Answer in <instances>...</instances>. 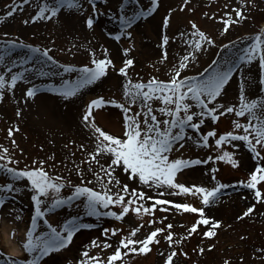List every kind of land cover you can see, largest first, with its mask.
I'll return each instance as SVG.
<instances>
[{
	"label": "rangeland",
	"instance_id": "obj_1",
	"mask_svg": "<svg viewBox=\"0 0 264 264\" xmlns=\"http://www.w3.org/2000/svg\"><path fill=\"white\" fill-rule=\"evenodd\" d=\"M41 2L42 0H27V3L24 0H0V17H3L0 19V53H5L6 59L13 60L28 59L29 55L32 57L27 64L17 62L7 68L4 63H0V73L10 79L12 73L30 69L33 64L36 65V72L50 69L56 73V75L41 76L28 71L26 72L27 79L18 81L14 89L5 91L4 98L0 100V145L9 149L13 161H19V167L25 165L31 167L33 160H46L47 170L50 173L63 176L66 180L71 181V184H66L60 190V194L64 197L71 196L74 191L73 185L81 183V177L73 168L74 164L84 168L87 180H92V174L87 171L86 164H81L82 160H86L87 152L93 149L91 132L84 126L82 120L86 104L97 96L120 99L125 82L120 73L110 70L105 77L93 85L86 86L75 97H64L51 91L53 85L59 86L63 80H74L77 74L76 70L81 65H91L90 50L94 49L97 54H100L101 46L108 48V45L112 44L113 52L109 51V55L117 67L121 66L122 62L129 57L134 59L135 63L129 70L133 79L146 81L151 76L166 79L170 75L169 66L176 64L188 47L182 42L178 33H185L184 39H187V31L191 28V22H195L202 30L207 31L215 38L216 44H205L204 50L197 53L196 59L190 58V66L184 70L183 74L195 75L198 72H203L214 60L222 61L224 58H232L236 59L238 63H242V67L233 73L232 79L226 86L227 91L223 94L222 102H238L241 75L247 84L250 97L254 98L259 92L258 63L256 61L251 64L243 63L239 61V57L252 43L251 37L264 29V0H251V3L246 4L244 10L248 18L233 25L224 34H221L222 22L212 17V13L215 12L219 16L231 10V5L239 6L240 0H188L187 5L183 4V0H160L156 11L138 19L130 29H124L116 18L121 11L119 4L125 0H95V6L100 9V13L95 15L96 23L93 28L86 26V17L95 12L92 7L93 0H81L80 11L65 7L50 20L31 21L30 17L38 10L37 5ZM225 4H229V8H225ZM13 6L18 10L12 16H7L6 12ZM149 6L150 0H142L139 5L134 0H126L124 11L131 15L138 8L147 9ZM169 9L172 10V14L170 23L165 28L163 18L168 14ZM205 12L208 13V16L204 15ZM25 20L29 22L25 23ZM99 23L108 26L103 24V27H98ZM127 31L132 32L131 37L126 35ZM121 32L125 34L121 35L120 40H116L115 35H109V33L119 34ZM165 34L170 39L166 46L167 59L162 60L164 47L162 36ZM173 36L176 38L172 39ZM11 40H23L25 45L48 47L51 50V55L61 65L72 64L75 69L73 72L64 73L62 67H58L50 61L45 66L44 61L47 58H41L39 54L31 53L30 49L24 45L17 46L6 43ZM229 41H232V44H228ZM221 44L228 45L227 50L221 48ZM125 47L131 49L127 56L123 53ZM32 85H36L38 89L34 97L43 96V100L39 103L43 102L44 111L40 108V112L36 107L35 110L38 114L31 115V109H28L31 107H28L29 105L27 106V101H25L29 97L25 95V92L26 88ZM34 100L36 101V99ZM72 100L75 105L69 107L68 105L73 103ZM104 109L117 121V125H106L96 118L97 123L107 130L119 132L122 126V111L113 105H108ZM18 110L20 115H17ZM60 113H67L71 120L77 122L83 131L81 137L67 135L64 132H53V129H56L54 122L60 120ZM115 114L119 115L118 118ZM235 118L234 115L229 114H225L215 122L209 118L202 126V131H207L211 127H215L218 132L231 130V122ZM17 126L19 130H14L13 136L9 137L8 129H15ZM190 131L194 132V130ZM13 139L16 141L15 144L12 143ZM81 144L85 145L84 149L80 148ZM224 147L235 153V158L239 160L238 166H232L231 163L224 160L213 159L209 160L207 164L192 166L183 170V174H178L179 180L186 184L196 183L207 187H214L217 183L227 185L220 190L213 203L204 206L207 215L222 221L216 229V236L204 237L201 234L203 227L191 237H184L178 245H169L161 236L158 244L151 245L149 253H129L125 258V264H164L166 255L172 247L178 249V255L174 257V264H224L225 260L228 261V264H264V202H257L251 190L234 183L241 179H247L255 161L252 159L250 151L243 145L239 149H233L227 144ZM21 149H23L22 152ZM0 152H2V148H0ZM220 154L214 144V138H210V147H198L189 140L182 150L176 152V155L201 159H207L209 155ZM92 167L96 168L95 165ZM213 168L216 169L215 179L212 178L211 170ZM117 176L122 182L132 183L122 171L118 170ZM5 177H7V173L0 169V181ZM8 179L11 182V178ZM25 183H27L26 178H21L19 183L21 191L4 197L6 203L0 207V224L6 221L11 226L10 235L17 240L20 248L18 254L10 256L3 250L4 247L0 243V264H12L13 260L22 261L32 257V254L23 248V241L26 239V230L32 227V218L36 213L35 203L31 199L32 190L30 187L25 188ZM89 186L99 189V184L95 182ZM146 190L150 195L159 196L160 199H171L177 202L188 201L195 206H203L199 197L176 194L173 190L163 188ZM161 193L163 195H160ZM84 199L81 197L59 206H51V197L45 200L42 207L48 208V211L44 216L36 217L34 235L48 231L47 225L44 223L45 220L59 227L65 221L78 217L81 223L92 224L93 227L78 231L69 246L48 257H43L41 264H67L69 260L76 264L84 246L89 244L93 238L105 239L101 233V229L104 227L119 226L127 232L131 227L143 223V227L137 234L141 237L153 227L147 223L149 219H152L150 215H145L142 221L132 213L123 221H117L112 217L90 216L82 202ZM148 203L150 204L152 201H148ZM252 203H256L253 213L237 219ZM166 207H171L172 211H163L158 208L155 210V217H166L163 224L173 223L172 231L177 233L173 239H181L185 232V227L181 225H190L198 214L180 213L171 205ZM155 226H162L159 220ZM119 238L120 234L117 233L113 239L119 240ZM209 244L214 247L209 249ZM201 247L205 249L203 253L199 251ZM180 249L187 252L188 255L184 256L183 252L179 251ZM98 250L93 249L90 254H94ZM110 251L111 249L103 250L105 255Z\"/></svg>",
	"mask_w": 264,
	"mask_h": 264
},
{
	"label": "snow or ice",
	"instance_id": "obj_2",
	"mask_svg": "<svg viewBox=\"0 0 264 264\" xmlns=\"http://www.w3.org/2000/svg\"><path fill=\"white\" fill-rule=\"evenodd\" d=\"M27 3V0H24ZM139 5L142 0H134ZM188 0H183L187 5ZM251 3V0H240V5H231V10L217 16L215 12L212 17L222 22L221 34L227 33L233 25H237L248 17L244 6ZM160 0H150V6L138 8L131 15L124 11L126 0L119 4L120 13L116 17L124 29L131 26L141 17L150 15L159 7ZM80 11L81 0H42L37 5L38 10L30 17L31 21L40 19L50 20L56 17L63 8ZM92 7L94 14L86 17V26L93 28L96 20L95 15L100 13L96 8L95 0ZM229 8V4L224 5ZM18 9L13 6L6 12L7 16H12ZM172 10L163 18V26L166 28L170 23ZM208 16V13H204ZM3 19V17H0ZM28 23V20L24 21ZM115 35L116 40L121 39V35ZM7 35V34H5ZM128 37L132 36L131 31H127ZM182 42L188 47L185 54L176 62L169 66V77L162 79L158 76H151L148 80L133 79L129 70L135 61L129 57L117 67L115 61L109 55V49L101 46L102 52L97 54L94 49L91 52V65L83 64L79 67L76 78L63 80L59 86L53 85L51 91L59 93L64 97H75L86 86L93 85L101 78L105 77L110 70H115L124 77L123 93L120 99L104 96H97L88 101L82 114L84 126L91 132L93 149L87 152L86 160L81 164H86L87 171L92 174V180H87L85 169L78 165H73L74 170L81 177V183L73 185L74 191L71 196L64 197L60 190L66 184H71L63 176L50 173L47 170V161L44 159L33 160V166L19 167V161H13V156L9 154V149L0 145V169L7 173V177L0 181V207L6 200L4 197L11 193H19L21 188L19 183L21 178H26L25 188H31V199L35 203L36 215L32 218V227L26 230V239L23 241V248L32 257L22 261L13 260L12 264H41L43 257H48L54 252L65 249L73 241L74 235L83 228H92V224H83L78 217L64 222L62 226H54L45 220L48 231L34 235L36 231V217L44 216L48 208L42 207L45 200L51 197V206H59L69 201L84 197L82 201L88 215L101 217H112L117 221H123L130 213L143 219L145 215L152 216L147 223L153 227L142 237L140 232L143 223L131 227L125 232L119 226L104 227L101 229L102 236L93 238L89 244L85 245L80 258L76 264H125V258L129 253L147 254L151 251L153 243H159L160 237L169 245H178L184 237H191L198 229L203 227L202 235L207 238L216 236V229L222 221L206 214L205 207L213 203L220 190L227 185L217 183L214 187H207L202 184H186L179 180L178 174H183V170L195 165L207 164L209 160H224L232 166H238L239 160L235 158V153L224 147L230 145L233 149H239L241 145L249 151L255 161L253 169L249 172L247 179H241L234 183L242 185L251 190L257 202H264V29L255 33L251 39L252 43L243 51L239 61L251 64L256 61L259 66V92L250 97L247 84L241 75L238 102H222L223 94L227 91L226 86L233 77V73L239 71L242 63L236 59L224 58L222 61L214 60L203 72L195 75L183 74L184 70L190 66V58L196 59L198 52L204 50L205 44L215 45V38L205 30H202L195 22H191V28L185 33H178ZM176 37L173 36L172 39ZM167 34L162 36L163 56L167 59V44L169 42ZM239 39V38H238ZM6 43L12 45H24L30 49L31 53L39 54L45 66L52 62L63 68L64 73L73 72L75 66L72 64L61 65L58 60L51 55L48 47L41 48L31 44H24L23 40H11ZM228 44H232L229 41ZM221 48L227 50L228 45L221 44ZM131 49L125 47L123 53L127 56ZM13 60L6 59L5 53H0V63H4L6 68L10 65L27 64L31 59ZM31 71L36 75L49 76L56 75L50 69L48 71L36 72V65L30 69L16 71L7 79L0 73V100L5 96L6 90H12L17 86L18 81L27 79L26 72ZM37 86L32 85L26 88L25 95L34 97L37 93ZM108 105L117 106L122 111L121 130L114 132L105 129L97 123L96 110H102ZM225 114L234 115L231 130L218 132L215 127L202 131V126L207 119L213 122L218 121ZM17 115H20L19 110ZM14 130H19L18 126L8 129L9 137L13 136ZM190 130H194L190 131ZM210 138H214V144L219 149L220 155H209L207 159L199 157L190 158L176 155L178 150H182L187 141L191 140L198 147H210ZM15 144V139L12 140ZM85 148L84 144L80 145ZM23 149H21V152ZM92 165H95L94 169ZM98 169V170H96ZM122 171L128 177L129 182H122L117 171ZM212 178L215 179L216 169L211 170ZM11 178L9 182L8 178ZM87 181V182H85ZM95 182L99 184V189L89 186ZM136 184L137 186H133ZM173 190L176 194L199 197L203 206H195L192 202H177L171 199H160L159 196L150 195L146 189ZM160 195H163L161 193ZM152 201V203H148ZM180 213L189 212L198 214L197 218L190 225L185 227V232L181 239H173L177 233L172 229L174 224L169 222L166 225L163 221L166 217H155V210L161 208L163 211L171 212V207ZM116 206H119L118 208ZM256 208V203L250 204L237 219L252 214ZM159 220L162 226H155ZM120 234L119 240L113 238ZM15 234V231H13ZM159 234V235H158ZM214 245L209 244L208 248ZM93 249H99L94 254H90ZM111 249L105 255L103 250ZM183 252L182 249L179 250ZM203 253L205 249L199 248ZM178 249L172 247L166 255L164 264H174V257H177ZM187 256V252H183ZM241 259H243L241 257ZM73 264V261H67ZM224 264H228L225 260Z\"/></svg>",
	"mask_w": 264,
	"mask_h": 264
},
{
	"label": "bare ground",
	"instance_id": "obj_3",
	"mask_svg": "<svg viewBox=\"0 0 264 264\" xmlns=\"http://www.w3.org/2000/svg\"><path fill=\"white\" fill-rule=\"evenodd\" d=\"M103 24L104 23H102V24L99 23L98 27L99 26L103 27ZM104 25L108 26L107 24H104ZM96 28H97V26L95 27V31H96ZM94 34H96V33L94 32ZM111 45L112 44H109L108 48H109L110 52H113V50H112L113 47ZM37 98L36 97H34V98L33 97H29V98H27V100H25V101H27L26 102L27 106L29 105L28 107H31V108H28L29 110L31 109L30 110L31 111V115L32 114H38V113H36V110H35V109H37L36 107H38V111H40V108H41V110L44 111V106H42L43 102L39 103V101L43 100V96L39 95V96H37ZM34 99H36V101ZM35 102H37V103L35 104ZM71 102H73V100ZM73 105H75L74 102L70 103V105H68V106L69 107H73ZM65 111H67V110H65ZM106 111L107 110H105V109L96 110V112H95L96 118H98L101 122L105 123L106 125H117V121L113 117H111ZM118 116L119 115L117 114L116 117L118 118ZM54 123H55L54 127L56 129L55 130L53 129V132L54 131H56V132H64L67 135H72V136H76V137L77 136L81 137L82 134H83V131L80 128V126L77 124V122L74 121V120H71L67 113H60V120L59 121L55 120ZM10 197H7V198H10ZM12 199H14V198L12 197ZM10 228H11V226L8 225V223L6 221H4V222H2L0 224V243H1V246L4 247L3 250H5V252L8 253V255L11 256V255L18 254L19 251H20V248H19V246L17 244V240L10 235Z\"/></svg>",
	"mask_w": 264,
	"mask_h": 264
}]
</instances>
